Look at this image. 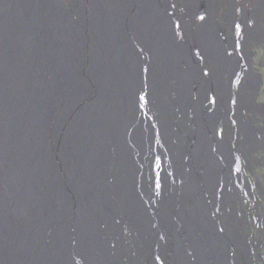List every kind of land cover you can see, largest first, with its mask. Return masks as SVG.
<instances>
[{"label":"bare ground","instance_id":"obj_1","mask_svg":"<svg viewBox=\"0 0 264 264\" xmlns=\"http://www.w3.org/2000/svg\"><path fill=\"white\" fill-rule=\"evenodd\" d=\"M65 1L0 0V264H254L236 168L264 129L242 87L229 122L254 22L232 6L220 29L219 0Z\"/></svg>","mask_w":264,"mask_h":264},{"label":"flooded vegetation","instance_id":"obj_2","mask_svg":"<svg viewBox=\"0 0 264 264\" xmlns=\"http://www.w3.org/2000/svg\"><path fill=\"white\" fill-rule=\"evenodd\" d=\"M223 1L224 0H219L218 4L221 6ZM229 5H230L229 7L233 6L232 9H233L236 19L242 18L247 21V24L249 23V20L252 23L254 22L253 24L254 30L250 32L253 36V39L249 43L248 48L246 49V55H245V60L243 62V66L237 69V71L232 75L230 82H229V92L231 95V100L229 104V107H230L229 117L234 115L235 108L237 106L239 89L240 87H242V90L244 92V97L246 99V104H245V108L243 111V119L246 121L248 125L251 126L252 129L257 131V129H264V89H262L263 84H264V76L263 78H261V68L264 66L262 64L264 62V47L261 46V44L264 42V27H263L264 26V19H263L264 18V0H243V2L240 4V8L242 9V11H239L238 14H237V8H236L237 4L235 2L234 3L232 2ZM257 17L260 18V21L258 22L256 21ZM237 23L240 26V33L238 36L240 40V45H239V50H240L241 45H242V38H241L242 26L238 21L236 22V24ZM236 46L238 45L235 43L234 45L235 50H236ZM261 49L263 50V52ZM253 50L260 51L262 54L261 58L259 59V63L257 65L252 64L255 59L254 56L257 55V52H254ZM234 77L239 79V82L237 83V86L235 87V89H233V85H234L233 78ZM251 80H252V84L250 85ZM231 122L233 123L232 120ZM259 153H264V150L258 151L253 155V159H252L253 167L250 166L248 168L243 163H240V162H239L240 165L238 163V166H243L246 169V171L247 170L249 171L248 172L249 174H252V172L250 171H253L252 168L255 169L257 167L258 161L256 159V155ZM260 165H261V168L258 174L257 173L252 174V176L256 179L255 186H254L255 196L254 198H252V200L254 202L255 201L258 202V204L260 203V205L259 207L255 208V210L251 212V214L248 216L250 217L249 218L250 224L248 223L249 225L248 239L252 235L255 237L254 238L255 242L253 241L254 249L252 251V255H255L254 259L258 263L264 264V203L261 202V201H264V197H263L264 196V177L260 174L261 170L264 169L263 160L261 161ZM243 182H244L243 184L246 186L243 197L246 196L247 201H248L247 194L250 192L249 186L245 184L246 180ZM254 189L252 190L253 192H254ZM242 199L237 204V209L242 210L247 218L248 213L246 215L245 213L246 211L243 210L242 208ZM238 205H239V208H238ZM253 225L254 227H256L257 231L253 229Z\"/></svg>","mask_w":264,"mask_h":264},{"label":"rangeland","instance_id":"obj_3","mask_svg":"<svg viewBox=\"0 0 264 264\" xmlns=\"http://www.w3.org/2000/svg\"><path fill=\"white\" fill-rule=\"evenodd\" d=\"M203 1H205V0H203ZM232 2L234 3H236L237 5H236V8H237V14H238V12L239 11H242V9L240 8V4L243 2V0H232ZM231 2V0H224L223 1V3L221 4V6H220V9H219V11H218V18L219 19H217V24H218V27H220V29L221 28H223V29H225L226 28V26H227V24L226 23H224V22H222V16L224 15V14H227L226 12H227V10L229 9V4H231L232 3ZM64 4H66L67 6H68V3L64 0ZM229 13V12H228ZM201 16H203V17H205V13L204 12H201V9L198 11V13H197V15H196V17H195V20H194V22H196V23H198V21L199 20H201L200 19V17ZM238 24V23H237ZM237 24H235V29H236V34H237V40H236V44L237 45H240V40H239V38H238V36H239V33H240V27H239V29H237L236 28V25ZM239 25V24H238ZM179 28H181V27H179ZM182 29V28H181ZM84 33H85V35H87V36H89V32L86 30V29H84ZM242 34H241V36H243V37H245L243 34H245V32H244V30H243V28H242V32H241ZM184 33L180 30V29H178V33H177V36H178V38L179 39H182L183 38V36L185 35H183ZM239 43V44H238ZM261 46L262 47H264V42L261 44ZM236 50L238 51L239 50V46H236ZM262 50V49H261ZM254 52H257V55H255L254 57H255V59H254V62H253V64L254 65H257V63H259V59L261 58V56H262V54H261V52L260 51H257V50H253ZM233 51H229V53L230 54H233L232 53ZM262 52H263V50H262ZM263 65H264V62L262 63ZM84 67H85V65H84ZM257 67V66H256ZM258 68V67H257ZM260 68V67H259ZM259 72H260V70H259ZM263 76H264V66L261 68V78H263ZM87 81V80H86ZM239 82V79H237V78H233V89H235V87L237 86V83ZM262 89H264V84H263V87H262ZM260 102V101H259ZM84 103V105H87L88 103H89V101H86L85 100V102H83ZM76 112V111H75ZM235 113V112H234ZM75 114V113H74ZM74 114H72L71 116H70V120H68L67 122H66V126H65V128L67 129V128H70L71 127V125H72V118H73V116H74ZM233 117H234V115L233 116H231V117H229V122L230 123H232L231 122V120L233 121ZM69 123V124H68ZM233 127H235L236 128V123H234V121H233ZM65 130V129H64ZM66 133V132H65ZM49 142L51 143L52 142V139L50 138L49 139ZM259 151H261V150H259ZM256 159H257V161H258V164H257V167L254 169V168H252V170L253 171H250V172H252L253 174H258V172L260 171V168H261V165H260V163H261V161L263 160V162H264V153H259V154H257L256 155ZM240 165V164H239ZM236 170H237V172L239 173V175H240V178H241V181H242V183H244L243 181H245L246 180V182H245V184H247L248 186H249V190H250V192L247 194L248 195V201H247V197L246 196H244L243 197V199H242V208H243V210H245L246 212V215H247V213H248V215H247V221H248V223L250 224V220H249V218L250 217H248L250 214H251V212H253L254 210H255V208H257V207H259V205H260V203L258 204V202H254L253 200H252V198H254V196H255V189H254V186H255V182H256V179L252 176V174L250 175L248 172V170L246 171V169L243 167V166H238L237 168H236ZM246 172H247V174H246ZM260 174L264 177V169H262L261 170V172H260ZM60 177L61 178H63V177H65V174L64 173H60ZM254 189V192L252 191ZM260 197V196H259ZM264 197V196H263ZM247 201V202H246ZM261 202H263L264 203V201H261ZM238 208H239V205H238ZM258 210H260V209H258ZM253 229H255L256 231H257V229H256V227H254V225H253ZM125 238H127V233H125ZM254 236L252 235L251 237H249V239H248V241H254ZM255 242V241H254ZM254 257H255V255H252V260H253V263L254 264H261V263H258L255 259H254Z\"/></svg>","mask_w":264,"mask_h":264},{"label":"snow or ice","instance_id":"obj_4","mask_svg":"<svg viewBox=\"0 0 264 264\" xmlns=\"http://www.w3.org/2000/svg\"><path fill=\"white\" fill-rule=\"evenodd\" d=\"M173 7H174V5H173ZM200 19L203 20L204 17L201 16ZM239 27H240V26L237 24V25H236V28L239 29ZM197 55H199V53H197ZM203 74H204L205 76H207V75H208V72H207V71H204ZM139 101L141 102V106H143L144 103H147V101H146V93L143 94V95H140V96H139ZM157 166H159L158 161H157ZM156 187H157V188L160 187L159 183L156 184ZM221 231H223V229H221ZM157 259H159V258H157Z\"/></svg>","mask_w":264,"mask_h":264}]
</instances>
